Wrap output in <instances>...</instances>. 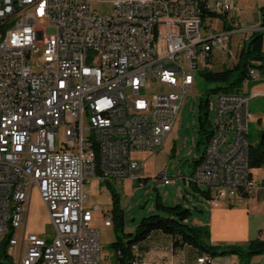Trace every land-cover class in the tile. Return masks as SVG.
<instances>
[{"label": "built area", "instance_id": "built-area-1", "mask_svg": "<svg viewBox=\"0 0 264 264\" xmlns=\"http://www.w3.org/2000/svg\"><path fill=\"white\" fill-rule=\"evenodd\" d=\"M92 1L0 0V242L7 240L11 264H100L93 222L102 209L86 207L85 184L143 183V162L132 154L163 146L195 72L210 66L214 50L231 54L232 0H108L107 15ZM44 25L55 34L46 36ZM156 25L165 27V38L156 37ZM262 80L264 69L252 67L242 85ZM148 82L161 89L145 97ZM242 85L238 95L216 98V136L195 164L198 174L181 180L163 170L159 184L181 180L187 190L208 192L212 206L264 193V180L252 177L249 148L236 146V138L249 137L251 122ZM98 155L108 157L107 166H99ZM236 177L244 184L235 185ZM33 189L49 235L26 230ZM104 225H112L111 214ZM131 249V264H146L137 245Z\"/></svg>", "mask_w": 264, "mask_h": 264}, {"label": "rangeland", "instance_id": "rangeland-1", "mask_svg": "<svg viewBox=\"0 0 264 264\" xmlns=\"http://www.w3.org/2000/svg\"><path fill=\"white\" fill-rule=\"evenodd\" d=\"M236 4L242 9L240 11V18L244 24L247 21V17H249L244 14V9L246 8L242 2L236 1ZM92 6L95 11L101 15H107L112 12V4L110 1L93 0ZM27 14L30 13L27 12ZM40 23L45 24L46 22L42 20ZM157 30V38L158 36L159 38H165V27H163V25H158ZM43 31L46 36L55 34V28L53 26L44 25ZM240 34L242 33H235L231 37V54L219 50L213 51L211 63L209 64L210 69L220 70L224 67H231L234 65L243 45V37H239ZM247 41L248 39H246V43ZM39 58V53H36L29 59L28 66L32 71H37L36 61ZM215 85V83L205 81L199 76L198 71H196L193 88L184 96L173 127V132L168 136L163 146L155 153L142 151L132 154L139 162H143V168L138 173V177L145 178L143 179V183L139 184L137 180H128L121 188H116L114 185L110 184L121 197L120 204L124 214V232H132L143 217L160 213L154 206L157 195L165 205H175L177 203L187 207L190 205L188 208L191 209L192 215L189 217V224H194L196 218L205 217L208 213L209 203L207 200L198 201V203L193 202V205L202 211V213H200L194 210L192 203L187 202L182 197L183 194H188L189 190L184 187L181 180L176 182L173 181L171 185H163L159 184L156 178L163 170H166V174L170 178L180 175L188 177V175L191 174L194 167L193 160L195 157L200 156V152L204 147V143H201L198 149L196 147V142L202 137L198 132L199 111L197 105L200 97L204 99L208 98L209 100V122L206 124V129L208 131L213 130L216 136V128H214V104L216 98H218L221 93L234 94L238 93V90L210 92L209 89L215 87ZM248 87L249 85H245L243 89L247 91ZM160 89L161 87L158 89V85L155 83L148 82L141 93L145 97H150L152 94L159 92ZM248 110L251 119L254 114L255 116L258 115L257 111H260L259 115L262 117L260 124L254 120H251L249 123L250 135L248 141L254 144L258 141L260 132L264 131V97H250ZM201 114H203V112H201ZM232 136L233 132L229 130L228 137L231 138ZM58 138L59 135L57 136V139ZM225 145L226 144H224L223 147H225ZM261 170L262 171L259 172H253L256 178L264 175V166ZM96 182L97 181L92 180L85 184V193L87 196L86 207L90 208L96 204L102 209V211L94 213L93 222L94 226L99 229L100 264H113L114 256L109 244L115 239L114 228L113 225H104L105 214H111V196L105 185L107 183ZM26 230L45 235L51 233L46 208L38 191L35 189L30 193L28 202Z\"/></svg>", "mask_w": 264, "mask_h": 264}, {"label": "trees", "instance_id": "trees-1", "mask_svg": "<svg viewBox=\"0 0 264 264\" xmlns=\"http://www.w3.org/2000/svg\"><path fill=\"white\" fill-rule=\"evenodd\" d=\"M259 11L261 16L260 27L262 29L251 32L247 43L242 46L234 65L220 70H212L209 67L198 70L199 76L205 81L216 84L215 87L209 89L210 92L238 90L248 76L250 68L264 69V6ZM197 107L199 111L198 132L202 137L196 142V147L198 149L201 143H204V147L200 152V156L194 158V165L198 164L200 158H202L201 156L214 134L213 130L208 131L206 129V124L209 122L208 98L204 99L200 97ZM249 161L252 169L260 168L264 165V131L260 132L257 143H250ZM105 185L111 196V217L115 233V239L109 244L114 256L113 264H131L134 257L131 247L143 241L154 230L171 234L174 237V247L189 244L196 247L200 252H206L212 257L233 254L238 256L243 264H249L253 256L264 252V239H259L258 236L244 245L234 244L226 247L210 245L209 228L206 225H191L188 223L189 217L192 215L190 208L180 203L165 205L158 195L156 196L154 206L160 213L143 217L132 232H124V214L120 204L121 197L109 183ZM200 192L205 199H210L208 192ZM11 263V258L7 254V240L4 239L0 242V264Z\"/></svg>", "mask_w": 264, "mask_h": 264}, {"label": "crops", "instance_id": "crops-1", "mask_svg": "<svg viewBox=\"0 0 264 264\" xmlns=\"http://www.w3.org/2000/svg\"><path fill=\"white\" fill-rule=\"evenodd\" d=\"M236 1L244 4L246 8L244 9V14L249 16L244 24L240 18V11L242 9H240L239 3L236 4ZM232 2L234 9L231 15L230 13L227 15V19L235 23L232 29V35L235 33H242L239 37H243L244 45L252 31L262 29V27H260L261 16L259 10L264 6V0H232ZM231 37L229 48L231 46ZM245 85H249L247 91L243 89ZM242 89L249 96V100L250 97H264V80L249 81L242 85ZM259 112L260 111H257L258 115L255 116L254 114L251 120L257 121V123L260 124L262 117L259 115ZM262 167L252 169L251 171L252 177L256 181L264 180V175L256 178L253 173L255 171H262ZM186 194H183L182 197L187 202L192 203V205L193 202L198 203V201L202 200H207L209 203L206 216L196 218L195 223L191 225H206L209 228L210 245L218 247H226L234 244L244 245L248 241L256 238L260 232L264 234L263 192H257L252 196L240 195L228 198L224 201H220L217 206H212L209 199H205L203 194L196 189L189 190L187 196ZM188 207H190V205ZM193 207L194 210L202 213L195 205H193ZM173 241L174 237L171 234H166L160 230L152 231L147 238L137 244L138 259L143 260L146 264H201L197 262V258L201 255H209L206 252H200L196 247L189 244L174 247ZM210 258L211 260L209 263L203 264H243L238 256L233 254L210 256ZM249 264H264V252L260 255L253 256Z\"/></svg>", "mask_w": 264, "mask_h": 264}, {"label": "bare ground", "instance_id": "bare-ground-1", "mask_svg": "<svg viewBox=\"0 0 264 264\" xmlns=\"http://www.w3.org/2000/svg\"><path fill=\"white\" fill-rule=\"evenodd\" d=\"M157 27L158 25H156V28ZM224 95H238V93H234V94L221 93L218 98ZM212 138H215V134H213L212 137L210 138L206 148H210V146H212ZM236 146H240V148H249L248 138H236ZM98 162H99V166H107L108 157L105 155H98ZM198 164H202V158L199 160ZM196 174H198V167H196L195 165L194 170L191 172L190 175H196ZM181 180H188V177L181 175ZM189 183H196V176H189ZM242 184H244V177H236L235 185H242Z\"/></svg>", "mask_w": 264, "mask_h": 264}]
</instances>
